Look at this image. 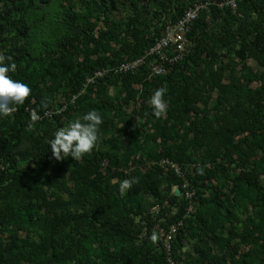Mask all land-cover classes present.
Here are the masks:
<instances>
[{
    "label": "rangeland",
    "instance_id": "1",
    "mask_svg": "<svg viewBox=\"0 0 264 264\" xmlns=\"http://www.w3.org/2000/svg\"><path fill=\"white\" fill-rule=\"evenodd\" d=\"M31 2L0 0V97L76 105L43 126L0 118V147L12 157L0 169L1 264L54 263L55 251L57 264L84 255L105 264L116 242L122 264H163L183 199L157 170L161 157L198 165L199 216L173 245L176 264H264V0ZM203 2L211 8L189 38L192 54L170 77L148 82L144 67L84 88L99 65L139 56L162 17ZM68 13L80 15L76 28Z\"/></svg>",
    "mask_w": 264,
    "mask_h": 264
},
{
    "label": "built area",
    "instance_id": "2",
    "mask_svg": "<svg viewBox=\"0 0 264 264\" xmlns=\"http://www.w3.org/2000/svg\"><path fill=\"white\" fill-rule=\"evenodd\" d=\"M227 3H220L215 6L217 10L227 8ZM211 5L207 2L195 3L188 6L179 17L175 20L162 17L163 29L159 38L153 45L143 52V55L134 60H125L112 69H98L88 77L85 81L84 88L95 87L98 80H102L108 76H127L133 75L142 68H147L146 81L151 82L153 79L165 77L173 71V68L182 62L190 53L191 45L189 36L192 32L194 24L198 21L202 13H206ZM76 97H71L66 105L46 110L42 115H37L33 110L25 108V113L30 115L31 119L40 123L43 120L52 121L54 118L63 119L68 111V106L75 109ZM67 106V107H66ZM17 112V108L0 100V115L10 117ZM104 167L107 163L103 162ZM155 166L164 174H170L179 181V186L172 188V195L175 190L180 191L178 198H182L185 202L184 214L182 219L177 220L170 225L164 235V250L166 252V263L176 264L172 257V244L178 234L184 228V220L191 218L196 213L198 199L193 191L190 183L195 175L198 165L188 164L179 165L168 158H161ZM0 169L1 164H0Z\"/></svg>",
    "mask_w": 264,
    "mask_h": 264
},
{
    "label": "trees",
    "instance_id": "3",
    "mask_svg": "<svg viewBox=\"0 0 264 264\" xmlns=\"http://www.w3.org/2000/svg\"><path fill=\"white\" fill-rule=\"evenodd\" d=\"M32 7V2H31V0H28V5H27V9H30ZM216 11V9H214V12ZM218 12H220V11H226V10H217ZM182 12L183 11H181V12H179L178 13V15H177V17H179V16H181V14H182ZM226 12H228V11H226ZM66 18H67V20H68V22L70 23V25L73 27V28H76V25H77V23H78V21L80 20V15L79 14H76V13H68L67 15H66ZM170 20H172V21H174L175 20V17L174 18H171ZM200 21V19H198V21L194 24V26H193V29H192V32H191V34H190V36H189V38L191 37V35H192V33L194 32V28H195V25L198 23ZM163 23H161L160 24V26L158 27V29H155L154 30V32H153V35H146L145 37H144V46H143V48L141 49V54L139 55V56H137V57H135V58H133V59H131V60H134V59H137V58H139L140 56H142L143 55V52L145 51V50H147V49H149L152 45H153V43H154V41L157 39V38H159V36H160V34H161V31H162V29H163ZM78 29H76V31H77ZM67 41H68V38L67 37H65L63 40H62V42L63 43H67ZM249 49V48H248ZM242 51H244L243 53H245V49H242ZM191 54L192 53H190L182 62H180L179 64H177L174 68H173V71L171 72V74H169V75H167L165 78H167V77H170L172 74H174V72H175V70L180 66V65H183L186 61H187V59L191 56ZM121 62H123V61H120V62H118L116 65H114L113 66V68L114 67H116V66H118ZM98 68H100V69H109V67H108V65H99V67ZM142 70V69H141ZM94 73V70L93 71H91L89 74H87L85 77H83V80H82V82H84V80L86 79V77H89V76H92L91 74H93ZM109 77H115V78H125V77H129V75H127V76H120V77H116V76H109ZM110 78H106V79H102V80H98L97 81V83H96V88L99 86V85H101V84H103L104 82H106L107 80H109ZM82 86V83H80L79 84V87L78 88H80ZM36 99H38L37 97H36ZM0 100H3L4 102H6V103H8V104H10V105H12V106H14V107H16L17 108V112L16 113H14L12 116H10V117H6V116H2V115H0V118H2V119H5V120H8V119H13L14 120V122H15V124H20V125H22V122L23 121H25V122H28V123H33V124H35V125H38V126H43V125H45V124H47V123H49L50 121H48V120H43L42 122H40V123H36V122H34L32 119H31V117H30V115H28V114H26L25 113V108H29V109H31V110H33L37 115H42L46 110H49V109H51V108H49L48 107V104H45V102L43 101V102H41V103H38L36 100H32V101H27V102H21V101H16V102H8V101H6L5 99H3L2 97H0ZM72 112H75V110L74 111H72ZM68 114H66V116H67ZM61 118H59V117H57V118H54L53 120L54 121H57V120H60ZM52 120V121H53ZM48 153V151L46 150L45 152H44V154H47ZM36 162L39 164V152L36 154ZM46 156V155H45ZM11 156L10 157H4L3 156V153H2V150H1V147H0V164H1V162H2V164H4V163H9L10 161H11ZM42 158H44V156L41 154V156H40V160H42ZM46 159H47V157H45ZM161 158H168V159H170L171 161H173L174 163H177V164H181V163H178V162H176L174 159H172V158H169V157H161ZM160 159V158H159ZM12 163V162H11ZM158 171H160L159 169H157ZM161 172V171H160ZM162 173V172H161ZM197 172H195V174H196ZM5 174V173H4ZM163 174V173H162ZM1 175H3V174H1ZM166 175H168V177H170V178H172L173 180H172V183L174 182L175 183V186L174 187H176V186H179V181L178 180H176V178L175 177H173L172 175H170V174H166ZM194 177H195V175H194ZM193 177V178H194ZM11 178V177H10ZM192 178V179H193ZM153 180H145V184L151 189V190H154V192H156L157 191V187H158V185H157V183H156V181H154L155 179L154 178H152ZM5 180H7V179H5ZM2 181V179H0V182ZM190 183H191V179H190ZM173 188V187H172ZM135 189V188H134ZM172 198L176 201V200H179V199H182V198H178V197H174L173 195H172ZM198 199V198H197ZM199 203H198V205H197V208H196V213H195V215H193L191 218H189V219H187V220H184V227H185V222L186 221H190V220H193V219H196L198 216H199ZM220 206L221 205H216V208L217 209H219L220 208ZM184 208H185V202H184V200H183V207H182V217H183V214H184ZM140 214V213H139ZM180 219H182V218H180ZM176 221H177V219H176ZM175 220L170 224V225H172L173 223H175L176 222ZM169 225V226H170ZM117 233V236H118V238L122 241V238H124L125 240H130V238H129V235L126 233V232H122V235L123 236H121L120 235V233L117 231L116 232ZM180 234V233H179ZM179 234H178V236L177 237H179ZM177 237L175 238V240H174V242H173V244H172V246H171V248H172V257H173V259L175 260L176 259V257H175V251H174V248H173V245H174V243H175V241H176V239H177ZM117 238V239H118ZM120 241V242H121ZM163 246V247H162ZM161 248H162V255H163V264H167L166 263V252H165V250H164V245H161ZM262 253H263V255H264V245H262ZM82 249H78V251H79V253L80 254H82V251H81ZM174 252V253H173ZM51 256H52V260H54V261H58V262H54V263H52V262H48L47 264H57V263H59V258H61L62 256H61V253L59 252V251H55V252H53L52 254H51ZM124 256V247H122V246H120V245H118V243L116 242V243H114L113 244V246H112V251L110 252V253H107L106 255H101V257H102V259H103V261L105 262V264H122V257ZM51 260V261H52ZM87 260H91V257H89L88 255H84V256H80V257H78V258H76V261H75V263L74 264H85V262H87ZM7 264H17V262L14 260V259H11V258H9V259H6V261H5ZM92 262V261H91ZM0 264H1V261H0ZM93 264V263H92Z\"/></svg>",
    "mask_w": 264,
    "mask_h": 264
},
{
    "label": "water",
    "instance_id": "4",
    "mask_svg": "<svg viewBox=\"0 0 264 264\" xmlns=\"http://www.w3.org/2000/svg\"><path fill=\"white\" fill-rule=\"evenodd\" d=\"M174 195H175L176 197H179V195H180V191H179V190H175V191H174Z\"/></svg>",
    "mask_w": 264,
    "mask_h": 264
}]
</instances>
